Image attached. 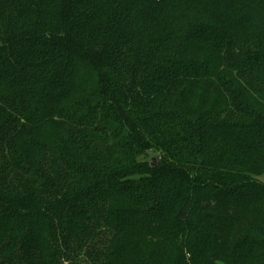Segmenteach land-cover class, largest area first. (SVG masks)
Instances as JSON below:
<instances>
[{"label":"trees","instance_id":"16d2710c","mask_svg":"<svg viewBox=\"0 0 264 264\" xmlns=\"http://www.w3.org/2000/svg\"><path fill=\"white\" fill-rule=\"evenodd\" d=\"M263 175L264 0H0V264H264Z\"/></svg>","mask_w":264,"mask_h":264},{"label":"rangeland","instance_id":"374dc122","mask_svg":"<svg viewBox=\"0 0 264 264\" xmlns=\"http://www.w3.org/2000/svg\"><path fill=\"white\" fill-rule=\"evenodd\" d=\"M151 159H154L155 161L160 162L162 160L161 153L159 151H148L147 155L143 158L147 163L151 162ZM259 180L264 183V175L259 177Z\"/></svg>","mask_w":264,"mask_h":264},{"label":"water","instance_id":"95a60500","mask_svg":"<svg viewBox=\"0 0 264 264\" xmlns=\"http://www.w3.org/2000/svg\"><path fill=\"white\" fill-rule=\"evenodd\" d=\"M156 164H157V161H155L154 159H151L150 165L155 166Z\"/></svg>","mask_w":264,"mask_h":264}]
</instances>
